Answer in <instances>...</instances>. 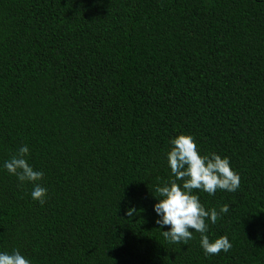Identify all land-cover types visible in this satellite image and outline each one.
Listing matches in <instances>:
<instances>
[{
	"label": "trees",
	"instance_id": "trees-1",
	"mask_svg": "<svg viewBox=\"0 0 264 264\" xmlns=\"http://www.w3.org/2000/svg\"><path fill=\"white\" fill-rule=\"evenodd\" d=\"M229 159L205 255L160 235L178 134ZM43 205L2 168L19 146ZM128 207L135 215L125 216ZM32 264H264V0H0V251Z\"/></svg>",
	"mask_w": 264,
	"mask_h": 264
},
{
	"label": "clouds",
	"instance_id": "clouds-1",
	"mask_svg": "<svg viewBox=\"0 0 264 264\" xmlns=\"http://www.w3.org/2000/svg\"><path fill=\"white\" fill-rule=\"evenodd\" d=\"M170 176L154 187L157 194L152 210L157 217L154 221L159 226L160 235L165 241L187 245L199 234V246L205 255L227 252L231 242L221 235L210 239L209 224H215L220 214L228 212V205L205 208L193 190L213 195L219 190L233 192L239 187L240 176L231 168L228 157L209 152L201 155L195 139L190 134H178L169 140V150L164 154ZM29 147L21 145L17 151L2 164L3 170L15 176L18 186L31 184L30 198L43 205L47 189L40 181L44 172L36 170L28 162ZM137 209L128 207L125 216L135 215ZM0 264H32L31 259L13 248L11 252L0 251Z\"/></svg>",
	"mask_w": 264,
	"mask_h": 264
}]
</instances>
